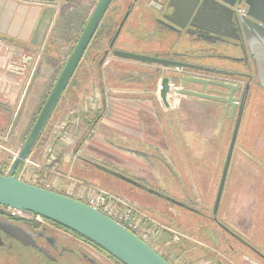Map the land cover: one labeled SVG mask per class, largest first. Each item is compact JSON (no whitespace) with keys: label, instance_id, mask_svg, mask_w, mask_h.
<instances>
[{"label":"flooded vegetation","instance_id":"obj_1","mask_svg":"<svg viewBox=\"0 0 264 264\" xmlns=\"http://www.w3.org/2000/svg\"><path fill=\"white\" fill-rule=\"evenodd\" d=\"M114 52L145 56L161 63L124 60L114 57ZM226 60L234 61L237 70L228 65L216 66L217 61ZM120 64L123 67L113 74ZM78 66L87 69L88 82L95 87L98 82L102 92V82H111L114 87L123 80L124 87L116 97L136 103L138 118L178 119V125L168 124L176 133L187 132L189 113H197L194 119L198 118L200 126L195 128L201 132H229L232 137L237 122L238 135L245 129L257 132L260 126L245 122L264 113V108L259 107L261 102L264 104V0H112ZM191 77L207 81L206 89L202 84L185 81ZM165 79L170 88L165 93L167 105L162 98ZM213 83L235 87L231 104L226 101L230 91ZM179 89L217 99L180 95L176 92ZM259 131L264 133V126ZM237 147L236 141L231 161ZM227 154L228 151L225 162ZM221 160L219 157L218 164ZM170 171L174 174L173 169ZM121 180L125 189L131 185L148 192L147 184H141L142 188ZM190 205L179 207L189 212L196 210ZM216 216L212 210L210 219L231 237V243L242 241L220 225ZM0 264L122 263L57 223L14 217L0 206Z\"/></svg>","mask_w":264,"mask_h":264},{"label":"rangeland","instance_id":"obj_2","mask_svg":"<svg viewBox=\"0 0 264 264\" xmlns=\"http://www.w3.org/2000/svg\"><path fill=\"white\" fill-rule=\"evenodd\" d=\"M83 10H85V7L75 9L74 17H78ZM69 21L65 22L68 23ZM59 30L61 32L62 27ZM60 32L56 34L57 38L54 37V40L51 38L50 44L46 49L48 53L51 52L53 50L52 44L54 43V46L60 49L59 59L54 60L50 57L49 59L47 58V53L45 56H42L43 59H39L37 56L38 61L36 59L30 68V70L35 68L30 78L34 77L36 71L41 70L40 67L42 65L45 66L47 71L49 70L51 71L50 73L55 74L56 77L60 75L75 45L74 43H66V40L60 38V34H63L64 37V31ZM72 34L65 33L68 37H72L74 35ZM55 53L58 54V50ZM42 61L47 64H43ZM226 65L231 66L234 70L238 68V65L232 60L217 61L216 64V66L221 67ZM115 67L121 69L123 64L116 65ZM77 69L75 72L76 76L74 75L70 87L57 104L56 110L51 116L54 119L56 118V120L59 118L58 121L63 120L62 113H67L66 116L70 113V116H72L71 112L80 115L87 112L88 109L85 105L83 106V100L89 98V95H97L101 99V102L107 96L98 88V82L95 83V89L91 88L92 83L88 82L89 79L86 77L87 69L85 67ZM18 77L14 75V78ZM118 82L120 83L117 87L123 88L125 82L123 80ZM110 84L111 82L108 81L102 82L104 92L113 89L110 87ZM28 88L27 86L23 88L18 108L21 107ZM190 101L194 100L190 99ZM98 105H101V103H98ZM259 107H261L260 109L264 108V104L261 102ZM111 109L113 107L110 105ZM196 114L189 113V118L186 119L188 122L186 123L185 121L187 132L179 131V133H176L172 129L173 132L171 134H173L176 143L175 145L170 143L172 140L170 136V149L166 150H162L144 139L146 134H143L144 137L142 139L136 133L133 134L134 137H129L127 136L128 134L116 133L111 128L110 130H106L108 131L106 134L104 128L100 126V128L96 127L92 134L88 133L86 136V129L83 128L85 130L80 134L78 141L80 142V139L85 138L88 152L86 154L83 153L81 158L90 159V162L97 166L123 174L129 179H135L140 184H147L149 189L155 190L173 200L189 203L188 196L191 195L194 199L191 201V206L205 212L208 216H212L231 133L220 134L197 130L195 127L200 126V121L198 118L194 119ZM250 114L253 115L254 113L251 112ZM94 118H96L95 114L90 115L88 120ZM164 120L161 124L167 125L166 120ZM176 120L178 119L173 118L172 121L175 125H178ZM7 123H11L12 125V122ZM63 123H66V120ZM250 124L260 127L257 128V132L255 129H245L238 135L237 148L242 153L241 156L237 157V149L235 150L234 159L231 161L229 167L220 207L216 216L220 225L242 240L235 241V244L231 243L233 246L235 245L236 251H225L222 254H218L221 260H230L231 264H264V149H258L264 148V133H259L260 128L264 126V113L260 112L257 117L245 122V125ZM11 128L12 126L9 127V131L6 133L7 138L11 137ZM59 128L61 130V127ZM148 135L159 146H165V140L160 134ZM254 140V148H247L248 146L245 144L252 143ZM78 141L74 142L76 147L78 146ZM219 157H222L220 164H218ZM240 157L242 158L239 160ZM168 164L170 167H168ZM169 169H173L174 174ZM85 175L89 180L100 184L104 188H112L110 181L102 178V175L99 173L90 171L85 173ZM36 176L37 172L35 168L27 165L24 168V173L21 175V180L33 183ZM136 197L142 198V201L132 200V202L147 210L159 209L169 213L171 216L179 210V206L171 202H164L163 204L162 200L157 199V201L156 198L149 196L145 192L141 195L138 193ZM159 202H162V204ZM186 213L189 215V211L186 210ZM218 229L219 233H221V228L218 227ZM174 263L178 264L177 261H174ZM207 263L213 264V262Z\"/></svg>","mask_w":264,"mask_h":264},{"label":"crops","instance_id":"obj_3","mask_svg":"<svg viewBox=\"0 0 264 264\" xmlns=\"http://www.w3.org/2000/svg\"><path fill=\"white\" fill-rule=\"evenodd\" d=\"M97 1L98 0H0V136L6 138V133L9 131V127L12 126L10 130L11 137H8L6 140L13 151L20 152L23 148L39 109L47 100V97L59 77V75L56 77L55 74L50 73L51 71H47L45 66L42 65L40 67L41 70L36 71L34 77L30 78L35 71V68L30 70L33 62L36 61L37 56L39 59H43L42 56H45L46 53L48 54L47 58L50 57L51 59L58 60L60 49L56 48L53 42V50L48 53L46 49L50 44L51 38L54 40V37L57 38L56 34L60 32L59 29L62 24L61 16L74 7H85V10L82 12L86 15L85 20L87 22ZM8 48L22 55L23 59L27 61L26 65L28 69L23 76L18 77L19 79L14 78V75L6 70L8 62L12 59V57L6 53ZM56 50H58V54L55 53ZM42 62L43 64H47L44 63V61ZM56 62L58 63V61ZM115 70H111L113 74L118 73V67L115 68ZM121 78L122 77H120V79ZM119 83L120 82H118V84ZM70 84L71 82L67 85L61 98L67 92ZM26 86L29 87L26 97L21 107L18 108L19 99L23 88ZM117 86H110L113 89L106 91L107 93L103 92L107 96L102 99V102L97 95H89V98L83 100V106L85 105V107L92 112L102 109V116L93 127V130L96 127L100 128V126H102L106 134L108 133L106 130H110L111 128L116 133L128 134L127 136L129 137H134L133 134L136 133L141 139L144 137L143 134H146L144 139L150 141L154 146L162 150L170 149V136L172 140H175L173 134H171L172 128H169V125H173V116L163 118L162 120L158 118H138L136 115V103L132 101L124 102L116 97L122 90ZM92 87L95 86L92 85ZM98 103H101V105H98ZM110 105L113 107L111 110ZM127 105L129 106L128 110H126ZM71 113L72 116H70V113H68L67 116V113H62L61 116L63 120L60 121H58L59 118L56 120V118L54 119V117H51L52 119L48 120L46 127L29 155V160L31 161L30 165L35 168L37 172L35 180L39 179L42 185L43 182L53 185L59 184L60 190L72 185L74 182L73 180L81 181L84 184L98 185L89 180L85 175V173L90 172V170L84 161L91 160L81 158L83 153L86 154L88 152L85 138L80 139V142L78 141L80 134L84 132L83 130L86 129V135L88 133L92 134L93 130L88 131L83 123L80 122V114ZM164 119L167 125L161 124ZM65 120L66 123H63ZM7 122H12V125ZM60 125H66L65 133L59 130V127H61ZM148 134H160L165 140V146L163 147L156 144L149 138ZM255 140L252 142V144H254L253 146L247 143V148H254ZM77 141L78 146L76 147L74 142ZM238 149L239 148H237V157L241 156L242 153H240L241 150ZM258 149L262 150L264 148ZM76 152L79 154L77 157H75L77 154ZM54 158H56V160H54ZM241 158L242 157H240L239 160ZM10 159V155H2L0 157V165H3ZM36 166H40L41 168H37ZM54 167H56V170L53 169ZM185 237L190 239L186 235Z\"/></svg>","mask_w":264,"mask_h":264},{"label":"water","instance_id":"obj_4","mask_svg":"<svg viewBox=\"0 0 264 264\" xmlns=\"http://www.w3.org/2000/svg\"><path fill=\"white\" fill-rule=\"evenodd\" d=\"M111 1L112 0H98L89 20L75 44L74 50L69 55L25 141L23 148L19 152L18 157L11 164L8 173L0 175V206L31 212L74 231L83 238L88 239L95 245L104 249L123 264H170L150 245L144 243L133 233L120 226L104 214L66 195L29 184L16 177L18 166L24 164V162L29 158L32 148L46 127L47 122L51 118L62 94L78 68V65L92 37L97 31V28L101 23ZM113 56L124 60L141 61L145 63H161L159 60L127 52H114ZM24 62L27 63L25 60ZM185 81H189L193 84H202L203 90L206 89V85L208 83L203 79L195 77H191ZM213 84L220 85L230 91V98L226 101L228 104H231L235 87L229 84ZM163 88L162 98L163 102L167 105V102L165 101V93L170 89L167 79L164 80ZM176 92L180 95L193 96L197 98L217 99L214 96L196 91L179 89ZM238 131L239 122H237L231 137L226 162L223 167L222 176L214 202V215L217 214L220 207L231 158L238 137ZM118 176L128 183L144 188V186L139 182L129 179L121 174H118ZM147 190L149 193L165 198L177 206L184 205L183 203L165 197L152 189Z\"/></svg>","mask_w":264,"mask_h":264},{"label":"trees","instance_id":"obj_5","mask_svg":"<svg viewBox=\"0 0 264 264\" xmlns=\"http://www.w3.org/2000/svg\"><path fill=\"white\" fill-rule=\"evenodd\" d=\"M80 7H75L63 14L61 16V26L62 30L64 31V37L63 34H60V38L63 40H66V43H76V41L79 38V35L83 31L86 20H85V14L84 12H80L78 17H74L75 9H78ZM70 20L68 23L65 21ZM60 23V21H59ZM60 25V24H59ZM61 30V32H62ZM60 32V33H61ZM73 33L72 37H68L65 35V33ZM67 37V38H66ZM66 38V39H65ZM74 48V47H73ZM73 51V50H72ZM70 52V54L72 53ZM69 54V55H70ZM56 56V55H55ZM55 58V57H53ZM74 79V76L71 79V83ZM48 98V97H47ZM44 105V104H43ZM43 107V106H42ZM42 107L39 109L35 119L34 123L42 109ZM102 109H99L97 111H90L83 113L80 115V122L83 123V125L88 129V131L93 130V127L96 125L100 117L102 116ZM96 115V118L92 120H88V117L90 115ZM33 123V125H34ZM33 127V126H32ZM86 135V133H85ZM87 136V135H86ZM39 139V138H38ZM38 141V140H37ZM87 166L89 167V170L91 172H96L102 175V178H106L110 181V184L112 188L105 187L106 190L110 191L111 193H114L115 195L124 197L131 203L133 201H142V198L136 197L138 193L140 195L144 193L143 191L137 187H132L131 185H126L128 189L123 188V181L121 178H119L118 174L116 172L106 169L101 166H97L96 164L86 160ZM11 164V159L4 163L1 166L0 169V175H5V171L9 168ZM24 164H21L17 168L16 177L19 178L20 173L23 170ZM101 179V178H100ZM99 179V180H100ZM23 181V180H22ZM25 182V181H24ZM29 184L45 188L39 179L35 182H27ZM97 184V183H95ZM101 186L100 184H98ZM102 187V186H101ZM104 188V187H103ZM137 191V192H135ZM155 191V190H154ZM157 192V191H156ZM60 194H63L61 192H57ZM146 193V192H145ZM149 196H153L154 198L160 199L164 202H169L167 199L162 198L158 195L151 194L147 192ZM64 195V194H63ZM191 197V198H190ZM189 203L182 202L184 204L190 205L191 201H193V196L190 195ZM137 198V199H136ZM158 201V200H157ZM162 204V202H159ZM134 204V203H133ZM191 206V205H190ZM140 207V206H139ZM179 210L176 212V214H173L172 216L159 209H145L142 208L147 214H149L151 217L155 218L159 222L163 223L164 225L174 228L190 239L187 238H181L178 242L173 241V238L169 234H164L162 237L156 239L154 241V245H151V247L159 253L166 261H168L170 264H175L174 261H178L179 259H182L185 261V264H196L199 261L204 262H213V264H231L229 261H223L219 258V253H224L225 251H236V248L231 244V237L226 234L223 230H221L219 233V229L214 225L213 220L210 219V217L202 211L194 210L192 212H189V215L186 213V210L184 208L178 207ZM230 240V241H229ZM157 247V248H156ZM108 253V252H107ZM111 257H113L116 261L120 262L117 258L109 254ZM188 263H187V262ZM121 263V262H120ZM123 264V263H122Z\"/></svg>","mask_w":264,"mask_h":264},{"label":"built area","instance_id":"obj_6","mask_svg":"<svg viewBox=\"0 0 264 264\" xmlns=\"http://www.w3.org/2000/svg\"><path fill=\"white\" fill-rule=\"evenodd\" d=\"M7 55L11 56L12 59L8 62L6 70L13 75L23 76L28 66L24 62L22 55L16 53L13 49L8 48L6 50ZM66 125L61 126V131L65 133ZM61 132V133H62ZM7 137L4 138L0 136V157L4 154L10 155L11 164L18 157L19 152H15L9 147L7 144ZM77 153V152H76ZM79 154L77 153L75 157ZM56 160V158H54ZM9 168L5 171V174L8 173ZM31 161L29 158L24 162L23 170L19 175V180H21V175L24 173V168L27 165H30ZM0 165V169H1ZM37 168H41L40 166H36ZM56 170V167L53 168ZM73 184L67 186L63 190H60L59 184H50L43 182V186L47 190H51L54 192H61L64 195L73 198L77 201H80L94 210L104 214L109 217L113 221H115L120 226L126 228L128 231L133 233L139 239H141L144 243L148 245H152L154 241L164 234H169L173 238V241L178 242L181 238H186L183 233L180 231L168 227L162 223L156 221L153 217L147 214L141 207L131 203L127 199L115 195L110 191L104 189L99 185L94 184H84L81 181L73 180ZM79 182V183H77ZM7 208V212L14 217H20L22 219H32L36 221H40L43 217L39 215H35L31 212L24 210H17L9 207ZM178 264H185V261L179 259ZM196 264H208L207 262L201 261Z\"/></svg>","mask_w":264,"mask_h":264}]
</instances>
